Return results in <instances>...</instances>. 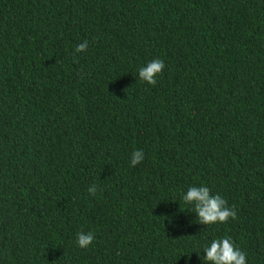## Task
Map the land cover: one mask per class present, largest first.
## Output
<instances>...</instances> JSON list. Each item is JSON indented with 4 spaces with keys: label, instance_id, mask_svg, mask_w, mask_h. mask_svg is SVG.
Returning a JSON list of instances; mask_svg holds the SVG:
<instances>
[{
    "label": "trees",
    "instance_id": "1",
    "mask_svg": "<svg viewBox=\"0 0 264 264\" xmlns=\"http://www.w3.org/2000/svg\"><path fill=\"white\" fill-rule=\"evenodd\" d=\"M191 186L236 219L199 224ZM225 237L264 264V0H0V264H208Z\"/></svg>",
    "mask_w": 264,
    "mask_h": 264
},
{
    "label": "clouds",
    "instance_id": "2",
    "mask_svg": "<svg viewBox=\"0 0 264 264\" xmlns=\"http://www.w3.org/2000/svg\"><path fill=\"white\" fill-rule=\"evenodd\" d=\"M87 41L75 47V52L86 51ZM165 62L162 59H153L146 66L138 69V76L142 82L152 86L157 83V76L162 73ZM144 158L142 150H135L132 153L130 164L136 166ZM89 194L94 195L96 188L90 186ZM182 200L185 204L193 206V212L196 213L198 223L201 225H212L216 223H226L230 218L236 219V211L233 207L227 206V201L220 195H212L207 186H191L186 193L182 194ZM94 240L91 232H80L77 234L76 243L81 249H86ZM204 261L208 264H247L246 255L237 247L231 238L214 239L209 246L204 247Z\"/></svg>",
    "mask_w": 264,
    "mask_h": 264
}]
</instances>
